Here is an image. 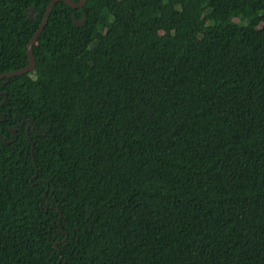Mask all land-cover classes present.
<instances>
[{
  "label": "trees",
  "instance_id": "16d2710c",
  "mask_svg": "<svg viewBox=\"0 0 264 264\" xmlns=\"http://www.w3.org/2000/svg\"><path fill=\"white\" fill-rule=\"evenodd\" d=\"M51 1L0 0V74ZM33 53L0 81V264H264V0L58 2Z\"/></svg>",
  "mask_w": 264,
  "mask_h": 264
},
{
  "label": "water",
  "instance_id": "95a60500",
  "mask_svg": "<svg viewBox=\"0 0 264 264\" xmlns=\"http://www.w3.org/2000/svg\"><path fill=\"white\" fill-rule=\"evenodd\" d=\"M58 2H65L67 5H69L73 9H82L86 5L87 0H80L79 2H75L73 0H52L50 2V4L48 5L46 14H45L40 26H39V29L34 34L33 38L31 39V41H30V43L28 45V48H27V54H28V58H29L28 66H26V67H24V68H22L20 70H17V71H12V72H9V73L0 74V81L4 80V79H10V78H13V77H19V76L25 75V74H27L29 72H33L35 70V68H36V59L34 57L33 48L36 45L40 35L44 31L54 6ZM30 12L32 14L30 16V18H34L35 17V10L33 8H30ZM82 23L83 22L78 23V24L81 25ZM32 124H33V122L30 121V125H32ZM30 125L27 127V130H29ZM48 191H49V186L47 187V192Z\"/></svg>",
  "mask_w": 264,
  "mask_h": 264
}]
</instances>
